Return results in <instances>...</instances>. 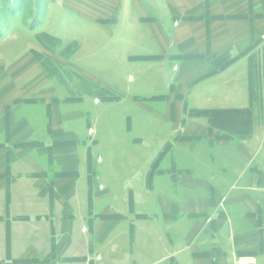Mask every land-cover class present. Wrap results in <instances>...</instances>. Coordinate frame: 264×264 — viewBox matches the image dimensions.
Returning <instances> with one entry per match:
<instances>
[{
    "label": "crops",
    "instance_id": "0c3cea01",
    "mask_svg": "<svg viewBox=\"0 0 264 264\" xmlns=\"http://www.w3.org/2000/svg\"><path fill=\"white\" fill-rule=\"evenodd\" d=\"M152 3L137 17L152 43L140 51L162 57L150 64L171 85L122 93L107 155L88 101L65 100L28 53L0 59V264L264 256V108L251 106L249 83L264 0ZM215 57L235 62L211 76Z\"/></svg>",
    "mask_w": 264,
    "mask_h": 264
},
{
    "label": "rangeland",
    "instance_id": "374dc122",
    "mask_svg": "<svg viewBox=\"0 0 264 264\" xmlns=\"http://www.w3.org/2000/svg\"><path fill=\"white\" fill-rule=\"evenodd\" d=\"M153 9L152 0H0V59L9 62L28 53L65 100L88 101L90 110L99 111L97 140L107 155L109 137L120 127L119 115H125L126 105L118 103L122 93L147 96L171 85V78L150 62L162 57L140 51L152 43L148 33L136 28L137 17L141 24V12L151 17ZM255 106L264 108V92ZM223 118L225 123L232 120ZM128 123L124 117L123 124ZM257 255L246 264H264V256Z\"/></svg>",
    "mask_w": 264,
    "mask_h": 264
},
{
    "label": "trees",
    "instance_id": "16d2710c",
    "mask_svg": "<svg viewBox=\"0 0 264 264\" xmlns=\"http://www.w3.org/2000/svg\"><path fill=\"white\" fill-rule=\"evenodd\" d=\"M253 49H251V52ZM234 62V60H222L215 57L213 61L214 66H212L210 75L214 76L218 74L230 67ZM249 83L251 91V106L254 109L256 108L257 96L259 97L260 93L262 95L264 92V51L258 50L250 56Z\"/></svg>",
    "mask_w": 264,
    "mask_h": 264
}]
</instances>
